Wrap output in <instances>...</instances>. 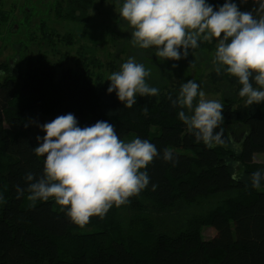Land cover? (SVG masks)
Returning a JSON list of instances; mask_svg holds the SVG:
<instances>
[{"label": "trees", "instance_id": "obj_1", "mask_svg": "<svg viewBox=\"0 0 264 264\" xmlns=\"http://www.w3.org/2000/svg\"><path fill=\"white\" fill-rule=\"evenodd\" d=\"M62 1L73 21L86 24L87 12L107 0ZM109 1L118 9L124 3ZM205 2L215 10L225 0ZM10 22L8 12L0 9V26L10 27ZM40 29L65 44L73 41L71 34H57L43 22ZM206 49L213 50L201 40L189 53ZM86 56L78 54L74 69L61 70L44 54L11 69L0 65V264H264V181L259 189L250 181L254 172L264 171V164L254 162L255 154L264 155V101L247 106L237 78L223 68L217 74L214 64L209 81L213 89H226L220 100L224 120L214 130L222 133L224 143L209 147L178 118L180 111L187 113L172 105L179 89L137 94V103L126 108L115 91L107 92L110 82L88 70L97 63L93 53ZM68 113L80 127L107 121L121 140L140 138L158 150L141 170L148 173V186L103 218L91 217L84 227L73 223L67 208L53 198L29 200L31 182L25 179L28 173L34 181L42 178L46 160L34 151L37 144L27 121ZM242 126L237 152L230 137ZM151 128L158 131L154 136ZM165 150L175 163L164 161ZM17 187L23 190L19 198ZM203 227L215 230L213 238L203 240Z\"/></svg>", "mask_w": 264, "mask_h": 264}, {"label": "clouds", "instance_id": "obj_2", "mask_svg": "<svg viewBox=\"0 0 264 264\" xmlns=\"http://www.w3.org/2000/svg\"><path fill=\"white\" fill-rule=\"evenodd\" d=\"M119 15L133 29L131 43L141 49L155 48L163 60L179 61L189 55V49L198 47V41L215 40L217 74L223 68L237 78L241 86L238 94L246 98L247 106L264 101V0L249 11H240L231 0L215 10L205 0H124ZM149 75L143 64L130 58L108 77L107 92L115 91L118 101L130 109L137 103V94H158L159 90L145 81ZM198 89L191 80L181 84L172 105L187 109V113L180 111L178 118L198 141L209 147L223 144L222 133L214 130L224 120V107L218 100L205 99V93ZM40 130L45 135L36 138L34 151L46 160L42 178L34 181V174H26V181L31 182L28 199L53 198L67 208L71 221L80 227L91 217L103 218L113 206L128 203L150 183L148 173L141 170L158 150L147 140L125 142L107 121L80 127L72 113L57 116ZM163 159L176 162L168 150ZM250 181L253 189H259L264 171L254 172ZM21 195L23 190L17 187V198Z\"/></svg>", "mask_w": 264, "mask_h": 264}, {"label": "rangeland", "instance_id": "obj_3", "mask_svg": "<svg viewBox=\"0 0 264 264\" xmlns=\"http://www.w3.org/2000/svg\"><path fill=\"white\" fill-rule=\"evenodd\" d=\"M211 1L223 2L224 0ZM64 2L66 4L65 0ZM259 2L261 0H246L244 3H241V0H234L240 11H249ZM92 8L87 12L88 22L80 24L73 21L74 19L66 12L62 0H0V9L8 12L11 20L10 27L0 26V65L11 69L20 66L31 57L34 59L44 54L51 64L58 65L61 70L74 69L78 54L85 52L87 58L89 53H93L98 64L89 66L88 70L108 82L111 73L119 71L120 66L132 58L135 62L143 64L150 72V75L145 78L150 87L158 90L162 87H175L180 91V85L191 80L199 85V91L205 93V99L220 102L223 94H226V89L223 87L218 90L213 89L214 86L211 85L208 77L215 68L213 64L215 40L207 42L213 50L189 53L186 63H181L182 59L181 61L163 60L156 55L155 48L141 49L131 43L133 29L120 18V9L116 8L111 1L96 3ZM40 22L45 23L48 30L52 29L57 34H71L72 43L65 44L59 37L44 36L40 29ZM173 64L176 67H172ZM3 77L0 70V80ZM51 121L41 115H36L27 121L26 130L37 146L36 138L38 136L43 138L45 135L40 130V126ZM157 132L156 129L151 128L150 134L154 136ZM242 136L243 126L233 129L230 138L237 152L240 151L239 142ZM129 137L132 140V136ZM129 141L127 139L125 142ZM263 160L264 155H254L255 163L263 165ZM235 171L240 172L238 166L235 167ZM260 191H264V186L260 188ZM201 235L203 240H210L215 235V230L203 227Z\"/></svg>", "mask_w": 264, "mask_h": 264}]
</instances>
